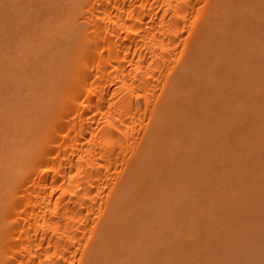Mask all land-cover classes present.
<instances>
[{"label":"bare ground","instance_id":"6f19581e","mask_svg":"<svg viewBox=\"0 0 264 264\" xmlns=\"http://www.w3.org/2000/svg\"><path fill=\"white\" fill-rule=\"evenodd\" d=\"M14 1H0V90L18 97L0 92V264H135L126 243L158 237L205 149L202 67L259 0H33L26 16Z\"/></svg>","mask_w":264,"mask_h":264},{"label":"rangeland","instance_id":"374dc122","mask_svg":"<svg viewBox=\"0 0 264 264\" xmlns=\"http://www.w3.org/2000/svg\"><path fill=\"white\" fill-rule=\"evenodd\" d=\"M15 1L14 2L17 4L20 0ZM32 1L33 0H22L21 2L24 3V5H18L22 6L19 8L21 13L25 16L27 13L29 14V11L25 6L28 7L29 3L31 4ZM259 1L258 5L256 2L254 4L249 1L252 4V7L246 2L248 4L246 5L247 8L251 11L254 9L252 12L248 9L249 12L247 13V10H243L244 8L242 7V11L246 12L247 16L245 15L246 13H243L244 16L237 14L238 19L242 18V24L244 26L246 25L245 28L249 29V33L244 31L246 29L243 28V25L242 28L239 25L238 27H234L235 25L233 27L230 26V31H233L229 34L228 39H226L227 33H221L218 36L219 39L223 38L224 43L214 54V56L217 55L215 59L209 60V62L211 61L210 65L212 66L206 68V66L203 65L202 67L201 82L199 86L204 89L208 96V100L205 99L206 101H204L203 99V101L205 103L207 101L209 102H207V106L206 104L204 106L202 99H200L201 101L198 99L206 109L201 110V107L199 106L200 103H197L200 112L196 113H200L199 117L203 115V117L207 119L206 121L204 119L203 122L200 118L197 119L198 117H196L198 122L201 120L205 123V127L202 131L201 129H198L202 122L196 127L197 133L201 131L200 133L206 136V139L203 137L202 140V137H200L201 140L199 139V145L201 146L198 145V148H195V151H199V147L200 150L203 147L205 149H202L203 153L202 151H199L196 153L195 157L193 156L195 158H193V162H197L199 166L196 163V168H194L193 166L195 164L192 162L193 164H191L193 166L190 164L191 167H188V169L190 168L189 170H191V174L187 172L189 171L187 170V175L189 173L190 175H188V177H192L193 181L188 177L184 179L185 182L189 180L191 183L188 182L187 184L186 182L183 187V189L185 188L187 190L184 189V192L186 193L184 194L183 192L182 197L177 196L176 199L173 200L175 210L174 207H172V210L174 211L171 210V212H173L171 217H169V211L166 215V220H163L165 223L158 221L159 225L157 222L153 225L154 227L157 225L156 228L153 227V236L157 235L161 229H163L164 232H160L162 238H159V233L158 237L155 236L156 238L152 237L154 238L152 241L151 239L149 240L152 233H150V229H148L149 231H146L149 233H146L145 235V237L147 236V239L144 240V242H142V238V240L140 239L142 242H140L141 246L139 245L138 240L134 244L130 242L126 243V251L130 249V251L133 250L134 252V254L131 253L134 256L130 254L127 256H131L132 258L130 259L131 261L135 260V262L133 261L135 264H140L141 261H143L142 264H264V1L262 4L260 3L263 9H261ZM0 5L2 6L4 4L0 3ZM23 6L25 8L22 10ZM5 7L7 8L8 6H3L2 9ZM256 10L258 12H255L250 17L249 14ZM17 11H19V9H17ZM242 11L240 9L239 12L242 13ZM17 13L15 12L14 15L16 14L17 16ZM21 13H19V15ZM23 17H20V19L23 20ZM18 19L19 18H17V20ZM2 20L4 21L5 19L3 18ZM242 21L240 20V22ZM0 26L2 25L0 24ZM1 30L3 32L5 29L3 28ZM237 30L243 31H241V34L239 35L237 34L239 33ZM4 33L5 32H3V34ZM5 34L2 35L0 39H3L4 36V38L7 39V35ZM234 34L236 36H232ZM231 38H233V40H230ZM1 44L2 46H7L6 43H1L0 40V45ZM1 48L2 47L0 46V49ZM4 50L0 51L4 52V55L7 56L5 54L6 51ZM11 50L12 49H9V51ZM13 51L14 50H12V52ZM12 52L10 53L9 58L10 56L11 58L13 57L14 53L11 55ZM21 54L23 55V53ZM2 55L3 54H1V56ZM3 56L2 59L5 57ZM0 61V67H3L2 69L0 68V73L3 74L6 64L4 63V60L0 59ZM231 63H233V66H231ZM2 64L4 66H2ZM8 68L10 69V67ZM23 69L22 71H19L23 73ZM7 72L9 73L11 71L6 69L3 75L6 76L5 74ZM8 73L7 75L10 74ZM2 74L1 76H3ZM229 75L231 77H229ZM19 78L20 77L17 79ZM13 80L15 79H12V81ZM19 83L17 87L14 85L12 90L18 88ZM4 85L10 84H6L5 81ZM4 85L1 84L2 87L0 86V89L7 87ZM246 86H250L253 89H249ZM20 88L18 90L21 91ZM246 88L252 93H249V91L247 92ZM5 90L7 89L0 90V92L4 91L1 92L4 93L3 96L5 95V97L10 98L12 93L6 96L7 92L5 93ZM17 91L14 92L16 93ZM251 94L253 96H251ZM16 95L17 94H13L12 97L17 99L18 97H14ZM0 96L2 98V95ZM18 96L21 97L19 94ZM13 98L11 99L13 100ZM203 98H205V95ZM218 98L221 99V101ZM250 98L254 99L250 100ZM4 100L1 101L5 102L4 106L6 102H13L7 98H4ZM216 101L218 103L220 102V104L216 103ZM1 105L3 107V104ZM204 110H206L205 114H202L201 111ZM209 113L211 117L209 116ZM210 119L211 121H209ZM197 121L195 124H197ZM207 123L208 125L206 126ZM209 124L211 129H209ZM202 125L200 128H202ZM209 130H213V134L211 132H206ZM204 133L208 134L205 135ZM198 137L199 136H197L196 139H198ZM218 137L219 141L217 140ZM207 138L211 140L210 145H208L209 140ZM220 138L222 139L220 140ZM224 140L228 141L224 142ZM199 142L197 140L196 144ZM215 142L216 145L214 144ZM202 143L207 144L208 146H204ZM213 144L215 145V148ZM195 151L193 154H195ZM198 153L202 154V156L200 155L201 157L205 154L204 158L206 159L204 160L207 162L201 157L199 158H201L202 161L197 158L199 156ZM210 154L213 155L211 158ZM202 162L204 164L200 165ZM192 172L195 173L194 178L191 176L193 175ZM189 183L191 184L190 188L188 187L190 185ZM186 184L187 187H185ZM167 218L169 222H167ZM163 227H166L169 230L166 228L164 229ZM155 229L157 231L159 230V232L154 233ZM147 234H150L149 238V235ZM137 236H139V234H137ZM137 238L139 239V237ZM135 255L138 256V259H136ZM124 257L127 259L126 256H123L122 258Z\"/></svg>","mask_w":264,"mask_h":264}]
</instances>
